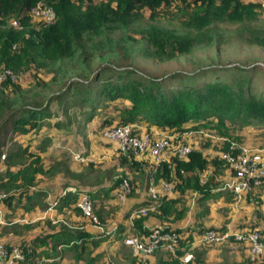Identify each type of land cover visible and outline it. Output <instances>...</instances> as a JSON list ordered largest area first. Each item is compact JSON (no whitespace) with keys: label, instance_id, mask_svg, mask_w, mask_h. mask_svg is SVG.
I'll use <instances>...</instances> for the list:
<instances>
[{"label":"trees","instance_id":"16d2710c","mask_svg":"<svg viewBox=\"0 0 264 264\" xmlns=\"http://www.w3.org/2000/svg\"><path fill=\"white\" fill-rule=\"evenodd\" d=\"M173 2L190 7L184 29L152 23L141 26L137 30L140 33L139 48H135L136 42L133 43L130 36L123 38L118 35L117 39L110 36L112 32H126L142 9L154 11L160 5ZM37 4L50 6L54 11V20L32 23L30 8ZM257 6V3H243L241 0H0V18L14 17L20 26L19 29H0V67L18 72L33 63L37 68L44 67L48 73L40 77L33 72V82L24 87L20 85L21 76L15 80L0 81V156L7 135L19 133L27 136L24 144L6 155L2 154L6 163H10L12 156L24 160L15 170L0 171V189L16 188L13 192L8 189L7 193H3L0 204L5 210L12 211L17 207H29L32 200L40 201L46 191L33 185L38 173L48 176L69 174L77 181L92 172L91 161L79 172H74L63 160L55 157L49 165H45L40 153L50 144L51 136L40 131L44 121L54 118L46 123V127L80 132L83 124L92 121L102 100H122V108L113 106L114 110H118L116 122L144 125L147 132L152 129L165 134L203 131L208 125L218 129L229 125H251L264 129V84L259 92L250 90L251 72L255 71L257 64H228L202 70H177L162 75L153 74L136 64L140 57L161 63L190 54L195 48L213 41L215 35L209 32L211 28L208 26L222 21L239 22V39L264 49V27L253 23ZM17 42H21L18 49ZM121 59H126V62L117 64ZM93 61L99 63L96 68H91ZM71 72L74 73L73 78ZM75 106L79 109L73 111L74 118H71L68 110ZM107 126H110V120H98L97 128ZM116 157L120 177L112 179L106 186L100 185L103 179L96 178L91 182V185L99 183L97 191L100 193L93 194L88 188L84 190L90 197L93 212L103 224L106 220L101 215L103 194L115 191L123 178L130 184L126 197L132 195L138 179L145 187L150 179L155 184L159 180L169 181L171 189L157 191V200L142 198L132 201L123 212L122 219L117 221L110 239L116 236L122 243L126 235L146 234L151 226L174 230L179 233L174 254L164 250L165 258L158 261L161 264H179V257L192 240L199 238L205 229L215 228L197 226L195 230L190 225H178L186 216L191 195L198 202L225 193L232 195L228 188L211 186L216 183L213 177L210 178L212 183L200 179L210 165L216 170L223 160L218 155L208 156L200 145L193 146L184 158L172 155L158 165L138 160L118 148ZM127 173L132 179L137 177V181L128 179ZM72 183L67 181L63 185ZM78 191L58 195L54 208L68 206V212L82 215L76 204ZM151 205L153 207L143 214H132L137 208ZM129 212L132 214L131 225L126 226L123 220L127 219ZM113 215V210L108 212L109 218ZM256 225V222L233 224L234 227ZM260 231L263 234L264 229L260 228ZM99 239L101 237L93 238L84 227L60 225L56 230L41 231L30 238L3 244L8 247L15 243H27L31 251L25 253L26 262L32 263L36 256H40L35 247L49 244V255L59 259L61 252L66 251L70 260L62 264H74L81 261L85 246H96ZM263 258L249 262H258ZM188 264L192 263L189 261Z\"/></svg>","mask_w":264,"mask_h":264},{"label":"rangeland","instance_id":"374dc122","mask_svg":"<svg viewBox=\"0 0 264 264\" xmlns=\"http://www.w3.org/2000/svg\"><path fill=\"white\" fill-rule=\"evenodd\" d=\"M256 10L257 14L253 23L264 27V5L258 4ZM189 11L190 7L183 6L178 2L160 5L154 11L142 9L136 16L133 25L126 32H112L110 36L115 39H117L116 36L118 35L123 38L130 36L134 39H131V41L133 43L136 42L134 44L135 48H139L141 47L140 42H138L140 33L137 30L141 26L144 27L152 23L173 29H184V20ZM30 19L32 23L39 22L37 18L32 17ZM12 22H16L14 17H8L4 20L0 18V29L3 27H12L13 29L20 28L19 24L18 27L15 28ZM239 26V22L232 23L229 21L216 22L214 26L210 24L208 27L211 28V31L209 32L215 35L210 44L199 46L195 48L192 53L177 57L170 61L158 63L140 57L137 58L136 64L158 75L171 73L177 70H202L208 67H219L228 64H245L248 66L257 64V67H254L255 71L251 72L250 90L252 92H259L264 84V49L241 41L239 39V34H237ZM20 44L21 42L15 43L17 49L20 47ZM14 51H16L15 48ZM125 62L126 59H121L116 63L123 64ZM98 65L99 63L97 61H93L91 63V68H96ZM23 69V71L19 70L20 72L17 74V77L21 76L20 85L22 87L33 82V72H37L40 77L48 74L44 67L37 68L33 63H29L27 68ZM71 76L72 78L74 77L73 72H71ZM174 84H177V81H174ZM7 92L10 93V90L7 89ZM122 103L123 101L120 99H115L113 101L102 100L95 111L92 121L85 123V125L83 124L82 133L72 129L70 131H65L55 126L46 127V123L52 122L55 120L54 118L49 119L47 122L44 121V126L40 133H46L51 136L50 144L46 147V153H40L44 164L49 165L52 162V158L58 155L55 157L56 159L63 160L73 168L72 170L74 172H79L86 167L87 163L77 164L74 162L73 157L79 153L82 155L86 153L88 160L92 162V172L77 181L70 178L69 174L56 173L48 176L38 173L34 178L33 185L46 191V195L40 199V201L32 200L30 206H27V208L26 206L13 208V213L10 209L5 210L4 205L0 204V242H18L25 238H30L33 232L37 233L47 229L49 230L50 228H59L60 225L75 228L86 226L79 214H70V212H68V206L54 208L55 204L58 202L56 196L57 189L61 188L63 183L67 181L75 182V184H80L79 186L81 188H86L91 186L90 183L94 182L96 178L99 180L103 179L100 183L102 182L103 184L110 185L112 179L120 177L121 171L117 165L118 159L116 156H112L109 149L111 144L98 140L96 136L101 130L97 128V123L100 118L110 120V125L117 124L116 121L118 118L116 114L118 110H114L113 106L115 105L118 108H122ZM78 109L79 108L75 106L68 110L71 118H74L73 111L77 112ZM139 126L145 128L144 125ZM219 129L208 125L203 131L191 132L189 139L194 145H200L202 151L208 156H219L229 144H233L234 146L244 145L260 149L264 154V129H259L251 125L243 127H232L229 125L227 128ZM26 138L27 136L19 133L6 136V143L4 147H1L0 171L5 169L15 170L20 166V162L24 159H18L16 156H12L13 159H11L10 163H6L5 157H3L2 154L6 155L8 151L15 150L18 146L26 142ZM225 144L227 145L225 146ZM227 169L228 166L224 161L216 170L210 165L207 170L202 173L200 179L203 181L209 180L212 183L210 178L213 177L216 183L211 186L226 188ZM127 175L129 176L127 177L128 179L137 181V177L136 179H132L130 173H127ZM97 184L99 183L97 182ZM8 189L12 190V192L16 190L14 186L8 188L1 187L0 193H7ZM131 194L129 198L152 199L147 192V186L145 187V184L139 179L137 181V187ZM109 198L111 197L108 193L100 203L101 210L103 211L101 215L106 218L103 224L106 226L112 222V218H109L108 212L113 210L114 213H116L115 211L118 209L116 203H107L110 200ZM189 201L190 207L180 226L190 225L201 228L209 226L222 227L227 224L233 225L244 222L248 224L252 222L253 219V222L257 224L256 226L264 229V180L260 187L255 190V193L251 196L247 195L245 203L237 209L233 207V196L228 193L220 197H211L210 199L200 202L196 201L195 196L192 194ZM97 205L98 204H96V207ZM223 205L227 207L222 208ZM247 215H252V218H249L250 216L248 217ZM186 221H188V223ZM192 234H194V231H192ZM103 239L110 238L99 239V244L97 246H85V250L81 255V261L75 262L74 264H90V260L92 261L91 264H137V259L134 260L132 258L129 249L121 244V240H119L118 237L114 236L113 239L110 240ZM48 245L49 244H41L35 247L37 254L39 253L38 255L40 256L35 257L34 263L49 264L55 262L62 264L66 262L65 259L66 256L69 255L68 252H62L63 255L59 259L51 260V256L48 254L50 252L49 248L47 249ZM218 245L219 244L216 243L210 246H200L197 251L199 255L195 257L194 264H264V259L258 262H249L247 251L243 246H235L227 251L228 249L219 248ZM144 264L156 263L153 261L149 262V259H147Z\"/></svg>","mask_w":264,"mask_h":264},{"label":"built area","instance_id":"2783aa9c","mask_svg":"<svg viewBox=\"0 0 264 264\" xmlns=\"http://www.w3.org/2000/svg\"><path fill=\"white\" fill-rule=\"evenodd\" d=\"M243 3L254 2L264 5V0H241ZM32 17L48 22L53 20L54 13L50 6L37 4L30 8ZM18 27L17 22H12ZM20 71L14 72L9 68L0 67V81L6 79L15 80ZM191 131L182 133H163L159 131L147 132L137 130V126L131 123L112 124L100 130V136L116 143L117 148L122 152H129L133 157L142 159L147 156L151 158L153 165L167 161L172 155L180 158L186 157L193 148L189 139ZM3 156V155H2ZM227 164L230 176L225 182L233 196V207H237L246 195L254 194L264 180V154L260 149L244 145L229 144L219 155ZM203 181V180H201ZM158 184L163 191H169L171 184L167 180H159ZM157 184L150 179L147 185V192L153 200H157ZM68 189V188H67ZM74 190V189H72ZM130 191V184L123 178L114 191L117 199L123 200ZM0 193V198L3 196ZM77 206L81 214L90 223L102 228L96 214L93 212L92 202L88 193L84 190L78 191ZM148 207H140L132 211L143 214ZM115 228V226H113ZM110 231L106 230L104 233ZM179 233L162 226H151L146 234L139 235L132 233L123 238V243L130 247L134 255L141 258L152 253L156 249H163L170 253L175 252L178 246ZM198 240L204 244H220L229 241L242 242L246 246L249 261H256L264 257V238L258 226L234 227L227 224L224 228H207L200 234ZM27 243H15L6 247L0 242V264H38L26 262L25 253H30L31 248ZM179 264H188L191 260V253L184 251L179 257Z\"/></svg>","mask_w":264,"mask_h":264},{"label":"crops","instance_id":"0c3cea01","mask_svg":"<svg viewBox=\"0 0 264 264\" xmlns=\"http://www.w3.org/2000/svg\"><path fill=\"white\" fill-rule=\"evenodd\" d=\"M137 130H144V131H146V129L143 127V126H139V125H137ZM82 131H83V129H82ZM82 131H80V133H82ZM149 131H151V132H155V131H157V130H155V129H152V130H149ZM97 139L98 140H100V141H103V142H108L109 144H111V146H110V151H111V153H112V156L114 157V156H116V154H117V145H116V143L115 142H113V141H111V140H108V139H105V138H103V137H101L100 136V133L98 134L97 133ZM192 146H196V145H192ZM46 151V149L43 151L44 153H46L45 152ZM42 152V153H43ZM58 155H55L54 157H57ZM74 158V162L75 163H80V164H86L87 162H89L90 160H88V158H87V156H86V153L85 154H77L76 156H74L73 157ZM87 159V160H86ZM138 159V158H137ZM138 160H147V161H149V163H151V158H149L148 156L146 157V158H142V159H138ZM87 161V162H86ZM69 165V164H68ZM71 167V166H70ZM71 169H73V168H71ZM228 170V175H227V179L229 178V176H230V170H229V168L227 169ZM202 175V174H201ZM200 175V176H201ZM75 180V179H74ZM73 180V181H74ZM80 185V184H79ZM78 184H75V182H73L72 184H67V185H63L61 188H58L57 190V193H56V196L58 197V195H63V194H65V193H67V192H75V190H77V189H82V190H85V189H89L91 192H93V194L94 193H100V192H98L97 191V184H93V185H91V186H89V187H86V188H81L80 186H79ZM100 185H104V186H106L107 184H103L102 182H101V184ZM68 188V189H67ZM156 188L158 189L157 191H163V190H161V187H160V185L159 184H157V186H156ZM72 189H74V190H72ZM225 189V188H224ZM114 191H108V192H106V193H104L103 194V196L105 197V196H107V194L109 193L110 194V197L111 198H109V199H107V200H109L107 203H109V204H117L118 205V209H117V211H115L116 213H114V215H113V217H112V222H110V224H108L107 226L106 225H101L102 226V228L100 227V226H97L96 224H92V223H90V222H86L85 220H84V217L82 216V215H80V218H82L83 220H84V222H85V227L84 228H86V230H88V231H90L91 233H92V236H93V238H97V237H101V239L102 238H111V236H112V234L114 233V230H115V228H113V226H116V223H117V221H119V220H121L122 218V214H123V212L128 208V206L130 205V203L132 202V201H135L136 199L135 198H129V196H127V197H125L123 200H119V199H117L116 197H115V195H114V193H113ZM114 195V196H113ZM224 195V194H223ZM230 195V194H229ZM222 196V195H221ZM214 197V196H213ZM215 197H220V196H215ZM129 198V199H128ZM245 203V198L241 201V203L237 206V207H235V209H237V208H239V207H241V205H243ZM189 207H190V204H189ZM227 206H225V205H223L222 206V208H226ZM234 209V208H233ZM70 214H71V212H70ZM249 218H252V215H247ZM131 218H132V214H130V212H129V214H128V217H127V219L124 221L123 220V222H125V224H126V226H129V225H131ZM183 220V219H182ZM182 220H181V222H182ZM188 220V219H187ZM189 221V220H188ZM188 221H186L187 223H188ZM181 222H179L178 223V225H180L181 224ZM252 222H253V219H252ZM192 223V222H191ZM186 224V223H185ZM183 227V226H182ZM192 228H194L195 230H196V227H193L192 226ZM56 229H58V228H50L49 230H56ZM110 229V231L108 232V233H104V231H106V230H109ZM48 230V229H47ZM38 233V232H37ZM34 234H36V232H33V234H31L30 236L32 237ZM103 240H110V239H103ZM99 244V243H98ZM105 244V243H104ZM121 244H123V246L124 247H127L128 249H129V251H130V253H131V255H132V258L135 260V259H137V264H144L145 262H146V260L147 259H149V262H155L156 264H161L158 260L161 258H165V254H164V250H162V249H156L155 251H153L152 253H150V254H148V255H146V256H144L143 258H141L140 256H138V255H134L132 252H131V249H130V247L129 246H127V245H125L124 243H121ZM215 244V243H214ZM202 245H205V244H202V243H200V241L198 240V237H196L194 240H192V242L188 245V249L187 250H185V251H189L190 253H191V260H190V262L192 263V264H194L195 262H194V259H195V257L197 256V255H199V253L197 252L198 250H199V247L200 246H202ZM211 245V244H210ZM209 245V246H210ZM97 246V245H96ZM219 246V248L221 247V248H224V249H228L227 251H229V250H231L230 248H233V247H235V246H243V247H245V249H246V246H245V244L244 243H242V242H238V241H230V242H227V243H225V244H219L218 245ZM64 252H66V251H64ZM193 252V253H192ZM63 254H62V252H61V254H60V256H62ZM51 256V255H50ZM135 258H134V257ZM56 258H58L57 256L56 257H52L51 256V260L52 259H56ZM69 258V255L68 256H66V259H65V261L66 262H68L70 259H68ZM264 259V258H263ZM65 263V262H64Z\"/></svg>","mask_w":264,"mask_h":264}]
</instances>
